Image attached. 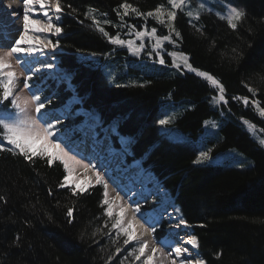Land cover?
Instances as JSON below:
<instances>
[{"label":"trees","instance_id":"1","mask_svg":"<svg viewBox=\"0 0 264 264\" xmlns=\"http://www.w3.org/2000/svg\"><path fill=\"white\" fill-rule=\"evenodd\" d=\"M122 2L62 0L63 31L56 58L69 75L73 93L63 83L53 84L49 90L54 106L76 94L79 106L94 111L102 127L115 124V145L119 137L131 140L127 162L140 161L169 192L198 237L197 251L208 264H264V148L242 122L247 119L260 130L264 129V119L253 107L232 99H251L242 81L254 83V73L264 67V0H232L248 13L236 31L212 13H203L196 22L203 35L189 25L186 16L177 17L176 27L183 36L177 50L186 52L194 67L213 73L225 85L228 103L218 106L211 104L215 89L202 78L177 72L167 56L168 66L130 57L125 48L112 45L85 18L91 6L118 24L114 10ZM128 2L148 11L165 0ZM125 20L138 28L145 23L134 16ZM147 23L159 33H167L154 20ZM105 29L110 35L120 31L112 25H105ZM233 48L241 55L233 58ZM110 74L116 78L111 79ZM132 82L145 86H132ZM260 87L256 98L264 105V85ZM162 111L175 114L168 127H175L189 141L170 140L161 133L157 121L168 114ZM208 119L219 123L207 143L213 153L236 150L245 160L244 167L194 163L198 154L194 142ZM260 133L264 138V132ZM65 176L59 161L49 165L46 158L34 157V163H29L19 155L0 153V196L5 198L0 200V264H105L115 246L108 236H91L107 219L103 215V187L94 184L74 196L70 187H58ZM67 206H74L72 224L65 215ZM17 235L21 238L18 246L14 243ZM217 252L222 253L219 259ZM120 260L119 255L112 264Z\"/></svg>","mask_w":264,"mask_h":264},{"label":"snow or ice","instance_id":"2","mask_svg":"<svg viewBox=\"0 0 264 264\" xmlns=\"http://www.w3.org/2000/svg\"><path fill=\"white\" fill-rule=\"evenodd\" d=\"M22 3V14L16 13L20 18L22 30L18 32L17 37L9 45H0V153L7 152L14 156L19 155L29 163H34V157L46 158L49 165L53 161H59L67 174L63 181L58 184L59 188L68 186L69 177L77 171V168L95 173V183L101 185L104 190L102 206H106L103 215L107 219L104 220L102 226H97L94 229L91 236L93 239L98 235L108 236L115 246L114 251L106 257L105 264H112L121 252H125L126 255L120 260L119 264H125L126 261L128 264H137V262L139 264H208L205 259L199 258L198 251H190L188 247L199 249L200 242L196 235L189 234L183 243L178 242L174 245H168L167 241H159L158 244L169 247L167 252H165L164 247L153 246L149 248L148 241L137 235V225L139 224L137 214L141 213L139 202H135L132 217L127 218V209L120 203L121 198L119 195L113 199L109 198L108 179L110 177H108V173L104 172L102 174L101 170L91 160L85 163L87 157L76 151L84 141L76 142L73 140L72 134L75 132H83L87 136L88 132L92 131L94 149L101 144V141L95 138V125L85 123L82 126L66 128L61 132L60 127L63 126L61 118L57 116L49 119L47 113L42 111L52 103V99L43 96L42 89L36 88L32 81L38 71L52 70L56 65L52 62L39 60L38 63L41 67L35 69L28 58L43 56L45 50L55 52L59 47V40L54 42L47 37L41 38L38 34L48 33L57 37L62 34L63 29L54 22V18L55 21H60L65 5L62 4V0H22ZM37 6L45 19L33 18L37 12ZM222 6L223 11H218L215 14L220 19L226 20L233 31L238 30L248 18L247 10L232 3V0H224ZM8 7H11V5ZM66 7L71 9L72 12L77 11L71 5H66ZM53 10L54 18L53 15H50ZM114 11L119 17L118 24H114L112 20L108 19L107 13H99L98 9L91 6L84 15L86 19L92 21V27L106 37L112 45L126 48L134 57L139 58L143 54L147 59L162 66H168L165 56L170 57V66L175 68L177 72L183 74L186 70L195 73L196 76L205 80L215 89L216 95L211 98L213 105H227L226 88L221 79L213 73L194 67L190 62V56L182 50H177L179 42L183 40L182 33L176 27L178 15L182 14L188 17L189 25L203 35V28L197 27L196 22L200 21L204 11H212L211 8L207 7V0H201L195 7L192 5V0H165V2L157 4L148 11H142L139 7L129 3L128 0H123ZM133 16L143 18L144 25L138 28L135 24H128L125 17ZM149 19L154 20L157 25L166 29L167 34L159 33L157 27L149 29L147 26ZM261 22H264V18L261 19ZM105 25H112L119 29L126 28L125 35L134 38L123 39L120 31H117L115 35H110L106 31ZM249 32H251V29H249ZM146 38L148 40L147 44L145 43ZM166 43L172 46V51L166 50ZM232 52L234 54L233 58L241 55L235 48L232 49ZM13 61H15V64ZM16 66H20L22 71L18 73ZM115 78L114 75H111V79L114 80ZM253 81L254 83L247 80L242 81L243 86L251 94V99L249 96H233L232 99L242 101L246 107H253L257 115L264 119V105L256 98L261 91L260 86L264 85V67L254 73ZM132 86L144 87L145 85L132 82ZM25 91L28 92V95L21 94ZM174 119L175 115H165L157 123L162 127H167L173 123ZM243 123L249 132L256 137L259 145L264 148V138L256 135V124L247 119H243ZM205 125H210L212 128L217 127L214 121H205ZM260 131L264 132V129H260ZM211 152V148L200 151L194 163L201 164L210 161L212 159ZM239 166L244 167L243 161L239 162ZM70 191L72 195L79 196L85 189L80 188L73 181ZM51 194V189H49V195ZM4 199L3 196H0V200ZM176 211L178 212L179 209H176ZM65 215L69 224L74 223V206H67ZM51 219L52 217L49 216V220ZM140 219L148 225L144 229L145 232L150 230L153 234L156 233L157 227L155 224L149 222L143 215L140 216ZM144 224H139V227L144 228ZM180 225L190 226L182 217L178 220L176 227ZM142 235L143 233H141ZM81 238H83V234ZM20 239L18 235L14 238V243L17 246ZM94 242L98 243L95 240ZM129 245H132L130 249L128 248ZM101 251H104V249H101ZM221 255V252L215 253L217 259Z\"/></svg>","mask_w":264,"mask_h":264},{"label":"rangeland","instance_id":"3","mask_svg":"<svg viewBox=\"0 0 264 264\" xmlns=\"http://www.w3.org/2000/svg\"><path fill=\"white\" fill-rule=\"evenodd\" d=\"M199 2H201V0H192L193 7L197 6ZM223 2L224 0H207V7L211 8L212 11L211 12L204 11L203 13H212L215 16H217L215 14L216 12L223 11V6H222ZM11 14H16V13L12 11ZM54 16L55 14H53V17ZM186 18L188 19V17ZM54 22L57 23L58 26H60V21H55V18H54ZM147 26L149 29L151 27H155V26L149 25L148 23H147ZM121 30L122 29H120V31ZM126 32H127V29L126 31H124V33L120 32L121 38L123 39L134 38L128 35L123 37V35ZM39 35L42 36L41 34ZM59 37L54 36L52 34H47V38L52 39L54 42L58 40ZM41 38H44V37H41ZM137 43H139V41H137ZM145 43L146 44L148 43L147 38L145 39ZM165 48L167 51L173 50L168 47L167 43L165 44ZM58 52H59V47L55 50V52H51L47 50V54L42 56L43 59H40L41 56H39V60H44L45 62H52L56 65V67L52 70L44 69V70L38 71L35 77L33 78V81H32L33 85L36 88L42 89L43 96L51 97L50 96L51 93L48 91L53 84H58V83H63L64 85H67L69 88V91L73 93V86L70 82L68 73H66V71H64L58 64V60L56 58V54ZM128 54L130 57H134L129 52ZM134 58L141 59V61L143 62L154 63L152 60L147 59L143 54L139 58L138 57H134ZM28 59L32 60V58H28ZM35 60L37 61L38 58H36ZM13 63L15 64V61H13ZM33 65H35V63ZM40 67H41L40 64H38V65H35L34 68L39 69ZM16 70L18 73L22 71L20 66H16ZM189 73H192V72H189ZM21 94L28 95V92L25 91ZM54 100L55 99H52V103L50 105H47L46 109L42 111L47 113V118L49 119H52L57 116L61 118V120L63 121V126L60 127L61 132H63L66 128L82 126L85 123L95 125L94 127L95 138L101 141V144L97 145L95 149L93 147V139H92L93 132L92 131H89L87 136H85L83 132H75L72 134V139L75 140L76 142H79L81 140L84 141V143L80 144L79 148H77L76 151H79L81 154L87 157V159H85V163H88L89 160H91V162L95 164L101 170L102 174L104 172L108 173V177H110L108 179V183H109L108 191H109L110 199L117 197V195L120 196L121 192H124V191L126 192L127 191V189L125 188L126 184L130 183V181L138 180V183L141 184L138 187L139 189L137 188L136 191L131 192L126 197L127 199L126 198L122 199V197L120 199V203H122L127 209V218L130 219L132 217L133 215L132 209L135 207V202H139V204L141 205V213L137 214V220L139 221V223L144 224V220L140 219V216L143 215L145 219H147L149 222H152L157 227L156 233L153 234L150 230L146 232L144 231V229L148 227L147 224H144V228H140L138 224L137 225L138 237H140L141 239H146L148 241V244L152 241H155L156 243H158L159 241H166V240L173 241V243L175 244L178 242L183 243V241L187 239V236L189 234L193 235L192 229L190 226L186 227L184 225H180L179 227H176L178 220L181 217L183 218V216L180 210L178 212L176 211V209H179V208L174 204L173 199L171 195L169 194V192L159 185L156 178L150 172L142 168L140 161H133L131 163L127 162L126 158L131 153V150H130L131 141L126 137H123V138L119 137L117 139L118 145H115L113 141V135L116 133L114 129V125H115L114 123H111V125L102 127L97 114H95L92 110L90 111V110H87L79 106L80 98L76 94L72 95L71 98H69L60 107L54 106L55 105ZM165 104L166 103H164L162 106H164ZM212 106H218V105L212 104ZM177 108H178V111H180V106H177ZM162 112H166V111H162ZM167 115H175V114L168 113ZM161 118H164V117H161ZM175 119H176V116H175ZM206 121H214L217 124V127L212 128L210 125L206 126L204 124V131L201 134H199L197 140L194 142L195 147L198 149L197 156L199 155L200 151H206L209 148H211L207 144L208 140L210 139V137L214 135V133L218 130V127H219L218 120L216 119H208ZM244 127L249 132V130L247 129L245 125ZM159 129L161 133L170 140H178V141H185V142L189 141L188 137L184 135L181 131L176 129L175 127H168V126L162 127L159 125ZM249 133L256 140V137L251 132ZM256 135L263 138L261 136L260 130L257 127H256ZM50 151L54 152L55 150H50ZM111 154H114L113 158L115 159V162L110 160L112 158ZM211 157L212 159L206 163H201V164L195 163V164L196 165L221 166V167H226V168L228 167L229 168H232V167L240 168L239 162L243 161V163H245V160L242 154L233 149L219 152V153H213V149H212ZM113 163H116V166ZM82 170H83L82 168H77V171H75L72 174V176L69 177V184L67 187L71 188L73 181H75L76 185H79L80 188H84L85 190L89 188V186L96 184L95 179H94L95 173L92 171L86 172L85 170L84 172H81V173H85L86 177L88 176L89 178H87L86 183H84V181L80 182L79 181L80 177L76 175L81 174L80 171ZM124 172L129 173L127 174L128 176L126 175V177L127 179L131 177V179L128 180L127 182H123L121 180L122 184H120L118 182L120 180L118 178V175H122ZM143 183L145 185H143ZM142 191H149L150 193H152L151 196L148 198V200L145 198H141L140 196L138 197V193ZM132 197H134L135 199H131ZM160 212H162L163 215L162 217L159 218L158 216L160 215ZM154 217H156L155 220H154ZM141 233H143L142 236H141ZM158 245L160 246V244ZM131 247L132 245L128 246L129 249ZM166 250L168 251L169 247H167ZM194 250H195L194 252H197V249H194ZM125 255H126L125 252H121L120 253L121 259ZM199 258H202V257L199 255ZM125 264H128V262L126 261ZM137 264H139V262H137Z\"/></svg>","mask_w":264,"mask_h":264},{"label":"bare ground","instance_id":"4","mask_svg":"<svg viewBox=\"0 0 264 264\" xmlns=\"http://www.w3.org/2000/svg\"><path fill=\"white\" fill-rule=\"evenodd\" d=\"M9 5H11V7H8ZM14 11V13H21L23 11V3L22 0H0V44L1 45H9L10 42L17 37V34L19 31L22 30V24L20 22V18L16 15V14H11V12ZM54 14V10L52 12H50V15ZM33 18H38V19H45L42 15L41 12H39L38 6H37V12L34 14ZM54 18V17H53ZM48 33H45L44 35L41 34V37H47ZM39 35V34H38ZM45 54H47V50H45ZM42 57V56H41ZM40 59H43V57ZM38 58V60L36 61L35 59ZM31 64L32 67L34 68L35 65H38V61H39V56L32 58ZM35 63V65H33ZM114 154H111L112 158L110 160L115 162V159L113 158ZM110 162V161H109ZM116 166V163H113ZM112 164V165H113ZM107 165V164H106ZM110 167V166H109ZM81 172H84V169ZM79 173V172H77ZM76 173V174H77ZM129 174L127 172H124L122 175H118V178L120 179L118 182L120 184L121 180L123 182H127L128 180L131 179V177H129L127 179L126 175ZM79 178V181H84V183L87 182V178H89L88 176L86 177L85 173H81L79 175H76ZM128 176V175H127ZM83 185V184H81ZM125 185V184H124ZM141 184L138 183V180H133L130 181V183L126 184V189L127 191L125 192H121V195L119 196L120 198H126L131 192L136 191L137 188L140 186ZM143 185H145L143 183ZM139 189V188H138ZM152 193H150L149 191H142L138 193V197L140 196L141 198H146L148 200V198L151 196ZM135 197V196H134ZM134 197H132L131 199H135ZM127 199V198H126ZM125 200V199H124ZM166 211V210H165ZM166 213V212H165ZM162 212H160V215L158 216L159 218L162 217ZM156 219V217H154V220ZM152 223V222H151ZM141 224V223H139ZM180 231V230H178ZM174 238V237H173ZM167 241V244L169 245H174L173 241ZM175 242V241H174ZM176 244V243H175ZM153 246H159L158 243H156L155 241H152L149 243V248L153 247ZM159 247H164L165 252H167L166 250V246L163 244H160ZM190 248V251H195L194 249H191L190 246H188Z\"/></svg>","mask_w":264,"mask_h":264}]
</instances>
